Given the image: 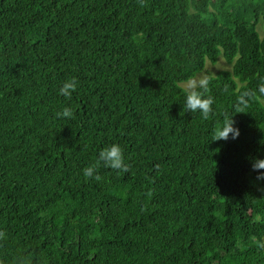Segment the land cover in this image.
<instances>
[{
	"label": "trees",
	"instance_id": "1",
	"mask_svg": "<svg viewBox=\"0 0 264 264\" xmlns=\"http://www.w3.org/2000/svg\"><path fill=\"white\" fill-rule=\"evenodd\" d=\"M142 4L0 0V264H264V97L234 113L264 80V0ZM221 56L213 114L184 111ZM226 114L240 136L212 141ZM112 144L130 170L86 178Z\"/></svg>",
	"mask_w": 264,
	"mask_h": 264
},
{
	"label": "clouds",
	"instance_id": "2",
	"mask_svg": "<svg viewBox=\"0 0 264 264\" xmlns=\"http://www.w3.org/2000/svg\"><path fill=\"white\" fill-rule=\"evenodd\" d=\"M141 6L142 0H141ZM209 80L207 78L190 79L187 82L185 88V103L183 110L186 112L195 113L199 111L204 120H208L213 114L212 105L214 100L211 96H206L208 91ZM78 80L73 77L66 80L61 88L59 94L68 99H71L73 92L77 90ZM259 97H264V80L260 83L257 92L244 91L238 98L234 105V113H246L245 109L248 108L251 102L255 101ZM225 115L222 126H217L212 133V141H227L231 139H237L240 136V129L235 126L236 121L233 119L234 115ZM58 118H74V114L71 108L65 107L62 111L56 113ZM260 143L264 145V140ZM252 163V170L258 172L256 179L264 181V159L258 157H249ZM103 162L104 166L118 172L127 173L130 170L128 164L125 163L124 152L119 144H112L109 147L103 148L99 153V158L95 164L86 167L83 170V174L86 178H95L100 180L101 177L97 174V169L100 163ZM264 190V189H262ZM3 236V233H0ZM257 246L264 249V242H257Z\"/></svg>",
	"mask_w": 264,
	"mask_h": 264
},
{
	"label": "rangeland",
	"instance_id": "3",
	"mask_svg": "<svg viewBox=\"0 0 264 264\" xmlns=\"http://www.w3.org/2000/svg\"><path fill=\"white\" fill-rule=\"evenodd\" d=\"M258 30L261 33L262 36H264V21L261 20L258 24ZM232 67L231 65H229L223 58V56H221L218 60V63L215 65H212V63L208 62L207 64V68L205 70V72L198 74L194 79H201V78H208L210 76H215L217 73H219L220 71H224V70H231ZM187 84V82L185 83ZM184 85V84H183ZM184 87L186 88L187 85H184ZM262 103L264 104V100L262 101Z\"/></svg>",
	"mask_w": 264,
	"mask_h": 264
}]
</instances>
